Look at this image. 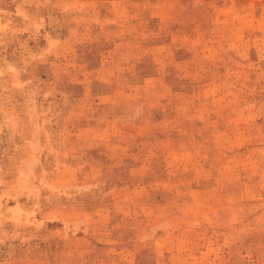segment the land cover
<instances>
[{"label":"rangeland","instance_id":"374dc122","mask_svg":"<svg viewBox=\"0 0 264 264\" xmlns=\"http://www.w3.org/2000/svg\"><path fill=\"white\" fill-rule=\"evenodd\" d=\"M0 264H264V0H0Z\"/></svg>","mask_w":264,"mask_h":264}]
</instances>
